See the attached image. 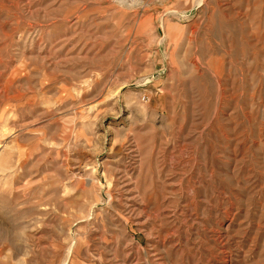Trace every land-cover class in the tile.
Instances as JSON below:
<instances>
[{
    "label": "rangeland",
    "instance_id": "1",
    "mask_svg": "<svg viewBox=\"0 0 264 264\" xmlns=\"http://www.w3.org/2000/svg\"><path fill=\"white\" fill-rule=\"evenodd\" d=\"M0 264H264V0H0Z\"/></svg>",
    "mask_w": 264,
    "mask_h": 264
},
{
    "label": "bare ground",
    "instance_id": "2",
    "mask_svg": "<svg viewBox=\"0 0 264 264\" xmlns=\"http://www.w3.org/2000/svg\"><path fill=\"white\" fill-rule=\"evenodd\" d=\"M123 2V0H121Z\"/></svg>",
    "mask_w": 264,
    "mask_h": 264
}]
</instances>
